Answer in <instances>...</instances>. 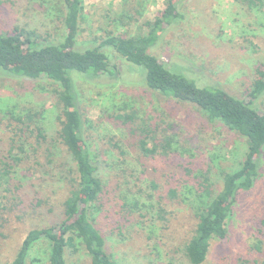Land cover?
<instances>
[{"label":"rangeland","instance_id":"obj_1","mask_svg":"<svg viewBox=\"0 0 264 264\" xmlns=\"http://www.w3.org/2000/svg\"><path fill=\"white\" fill-rule=\"evenodd\" d=\"M55 1L0 0V29L26 26L44 36L49 32L48 41H61L65 28L53 8ZM245 1L179 0L182 17L165 27L149 52L199 87L218 86L248 99L256 69L264 63V8H250ZM83 8L78 50L96 45L106 31L136 34L143 21L160 13L164 0H83ZM133 9L138 10V20L127 29L123 12ZM108 51L110 68L117 66L113 73L88 76L70 71L82 115L81 133L103 183L93 223L117 264H191L184 246L193 234L197 208L211 198L200 190V175L208 171L217 192L222 173L243 160L245 138L209 120L193 103L150 89L140 66ZM54 88L57 84L43 77L0 71V159L12 164L5 170L8 184L0 185L6 203L0 211V264L11 263L30 228L61 218L69 188L63 177L64 146L50 143L54 162L49 164L44 155L49 143L37 142L34 134L21 130L32 113L46 134H54L59 112ZM253 105L264 113V92ZM154 125L156 142L166 134L173 138L167 155L146 154L140 148L138 128ZM152 145L149 141L148 147ZM257 171L252 187L237 194L226 237L211 241L202 264H264V148ZM48 250L47 241L37 242L27 264H49ZM66 259L67 264H89L82 248L66 252Z\"/></svg>","mask_w":264,"mask_h":264},{"label":"trees","instance_id":"obj_2","mask_svg":"<svg viewBox=\"0 0 264 264\" xmlns=\"http://www.w3.org/2000/svg\"><path fill=\"white\" fill-rule=\"evenodd\" d=\"M178 2L179 0H164V8L160 13L152 20L143 21L136 34H130L127 30L125 33L106 31L96 45L83 50L75 48L80 22L84 18L83 0H57L53 4L65 28L64 37L59 42L48 41L46 36L49 32L44 36L37 29L26 26L0 29V71L10 76L32 79L43 77L57 84L53 92L59 112L56 118L58 127L54 134H46L32 113L22 122L26 129L21 130L34 134L37 142L49 143L44 150L49 164L54 162L50 143L57 141L64 146L67 161L64 163L63 177L69 186L67 196L61 203L60 220L25 232L10 264H27L32 247L42 239L48 242L49 264H67L66 252L77 253L79 248L84 249L88 255L89 264H117L105 250L104 237L93 223L94 210L103 194V183L98 175L95 156L81 133L82 115L76 103L70 75L72 70L89 74L88 76L113 73L117 66L112 65L110 68L112 54L109 49L127 62L140 66L144 70L145 84L150 89L170 98L193 103L209 120L220 121L245 138L243 160L237 168L222 173V183L217 192L213 193L214 183L209 180L208 171L201 173L203 182L200 190L211 198L202 201V206L197 208V222L193 234L184 246V254L191 264H202L211 241L226 237L227 220L237 194L250 189L255 182L258 158L264 148V113H260L253 105L264 92V63L256 69L257 78L247 91L246 100L237 98L218 86L199 87L186 74L170 68L165 61L151 54L149 49L166 26L182 17ZM245 2L250 8H264V0ZM127 11L123 15L128 20L122 22V25L129 29L128 24L136 23V15L139 13L137 9ZM118 116L122 117L120 114ZM156 129L158 126L155 125L152 129L138 128L142 133L140 148L146 154L158 152L167 155L173 138L165 133L162 140L156 142ZM149 141L153 142L151 147H148ZM14 146V143L10 145L9 153ZM12 159L19 160L17 156H12ZM11 165L0 159V185L2 182L8 184L10 177L6 176L5 170ZM170 192L174 195L175 190ZM5 209L6 203L0 197V211ZM159 217L162 218V214ZM0 220L4 221L1 217Z\"/></svg>","mask_w":264,"mask_h":264}]
</instances>
